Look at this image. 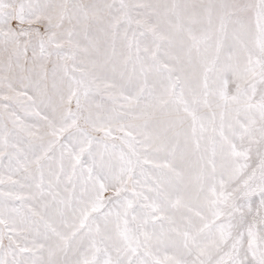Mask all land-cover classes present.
Listing matches in <instances>:
<instances>
[{
  "label": "snow or ice",
  "instance_id": "6c2138e0",
  "mask_svg": "<svg viewBox=\"0 0 264 264\" xmlns=\"http://www.w3.org/2000/svg\"><path fill=\"white\" fill-rule=\"evenodd\" d=\"M0 264H264V0H0Z\"/></svg>",
  "mask_w": 264,
  "mask_h": 264
}]
</instances>
